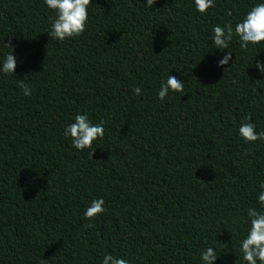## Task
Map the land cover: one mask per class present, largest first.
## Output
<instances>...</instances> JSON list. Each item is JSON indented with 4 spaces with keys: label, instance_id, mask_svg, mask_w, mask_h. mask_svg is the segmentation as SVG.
<instances>
[{
    "label": "trees",
    "instance_id": "16d2710c",
    "mask_svg": "<svg viewBox=\"0 0 264 264\" xmlns=\"http://www.w3.org/2000/svg\"><path fill=\"white\" fill-rule=\"evenodd\" d=\"M253 2L215 0L201 15L192 0H91L84 33L58 42L43 0H0V50L17 56L15 75H0V264H100L109 253L200 264L209 245L215 264H241L264 140L245 143L238 127L251 117L264 131V48L242 52L234 36L216 49L210 36ZM225 51L234 63L219 68ZM168 75L183 91L160 100ZM77 114L104 122L90 150L63 135ZM96 198L105 211L88 220Z\"/></svg>",
    "mask_w": 264,
    "mask_h": 264
},
{
    "label": "clouds",
    "instance_id": "9594fccd",
    "mask_svg": "<svg viewBox=\"0 0 264 264\" xmlns=\"http://www.w3.org/2000/svg\"><path fill=\"white\" fill-rule=\"evenodd\" d=\"M91 0H43L48 11L53 14L50 21L48 36L58 42L81 36L86 28L89 18V5ZM158 0H147L146 7L151 9ZM196 13L206 15L215 6V0H192ZM232 17V11L226 12ZM234 36L238 39L242 52L264 48V0H254L243 15L233 21L229 19L223 24H216L211 30V44L216 49H227ZM4 46L13 49L9 44ZM255 60V59H254ZM234 63L232 53L225 51L217 61V67L225 68ZM17 56L13 51L0 50V75L9 77L15 75ZM255 68L264 76V61L255 60ZM18 87L24 96H31L32 89L23 80L17 81ZM184 84L175 76L168 75L162 80L157 91L160 100L165 99L170 93H180ZM133 92L140 95L141 89L135 87ZM104 122L92 123L87 114H77L73 122L64 127L65 139H70L71 146L78 151L90 150L94 142L104 136ZM238 136L245 142L264 140V131L258 132L256 125L251 122V117H245L238 127ZM256 207H249L245 211L243 235L239 239L238 251L241 264H264V182L258 183L255 197ZM105 211L103 198L93 199L85 208L83 216L92 220ZM237 227L241 221H233ZM218 259V250L213 246H206L199 253L200 264H215ZM100 264H131L128 259H123L112 254H105Z\"/></svg>",
    "mask_w": 264,
    "mask_h": 264
},
{
    "label": "bare ground",
    "instance_id": "6f19581e",
    "mask_svg": "<svg viewBox=\"0 0 264 264\" xmlns=\"http://www.w3.org/2000/svg\"><path fill=\"white\" fill-rule=\"evenodd\" d=\"M6 141V140H5Z\"/></svg>",
    "mask_w": 264,
    "mask_h": 264
}]
</instances>
